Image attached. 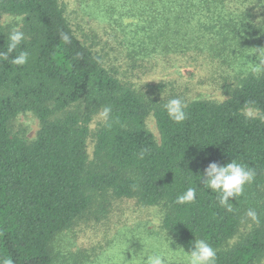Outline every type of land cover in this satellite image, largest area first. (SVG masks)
<instances>
[{
  "label": "trees",
  "instance_id": "obj_1",
  "mask_svg": "<svg viewBox=\"0 0 264 264\" xmlns=\"http://www.w3.org/2000/svg\"><path fill=\"white\" fill-rule=\"evenodd\" d=\"M232 2L244 1L101 5L110 35L93 46L75 34L60 0H0V14L22 17L25 39L12 56L29 53L23 66L13 65L11 57L0 59V259L53 264L55 236L87 213L105 212L109 196L161 205L163 229L186 252L197 238L218 249L217 264L264 258V71L243 69L247 47L252 50L258 41L246 25L248 13ZM11 29L0 24V52ZM203 54L238 68L222 102L187 101L168 82H143L137 75L160 60ZM170 98L185 101L184 122L169 119L163 105ZM246 102L260 116L245 114ZM108 106L111 119L95 132L89 160L88 124ZM25 112L39 121L31 140L11 125ZM149 115L159 141L146 126ZM233 159L256 176L230 198L229 208L203 188L199 176L210 162ZM188 187L196 188L195 201L178 205L176 197ZM250 209L255 221L247 216ZM244 221L252 226L230 244Z\"/></svg>",
  "mask_w": 264,
  "mask_h": 264
},
{
  "label": "rangeland",
  "instance_id": "obj_2",
  "mask_svg": "<svg viewBox=\"0 0 264 264\" xmlns=\"http://www.w3.org/2000/svg\"><path fill=\"white\" fill-rule=\"evenodd\" d=\"M124 1L60 0V3L75 34L83 42L93 46L97 43L99 46L105 43L110 35V29L107 28V22L100 12V6L112 4L116 9L118 7L122 9L120 3ZM243 1L232 2L231 6L239 7L240 10L248 13V23L245 24L251 26L252 30L249 29V31H253L254 40L258 41V46L252 50L249 51L247 47L249 58L245 60L247 63L243 69L249 70V65H255L258 62L256 56L258 57L264 46V0ZM130 20V18H124L123 21L127 23ZM0 24L11 28H21L22 17L1 13ZM116 48L111 51V54L119 50V47ZM226 53L230 54L229 51ZM220 61L219 58L211 59L204 54L199 55L196 60L188 56L174 57L168 63L165 59L160 60L152 70H147L143 74L139 71L137 75L143 82H168L170 87L177 93L183 94L187 101L202 99L222 102L228 98L223 92L224 87L235 81L233 74L239 71L234 72L238 70L237 67L232 69L222 65ZM243 112L246 114L245 110ZM252 115L260 116V113L252 109ZM93 117L88 124L89 160L92 158L94 134L102 124L94 123ZM11 125L13 130L30 140L35 137L39 129V121L31 112L19 114ZM146 126L156 141H159V133L152 115L146 118ZM103 205L105 212L102 214L87 213L85 218L77 220L70 228L55 236L53 264H131L127 261L133 255L129 249L139 253L143 249L142 243L146 240L149 248L158 250L163 248L166 232L162 227L164 209L161 205H143L136 198H113L112 196H109ZM251 223L244 221L238 233L230 240V244L243 236L252 226ZM169 238L173 241L170 244L173 250L181 247L172 237L169 236ZM176 264H181V261H176ZM256 264H264V258Z\"/></svg>",
  "mask_w": 264,
  "mask_h": 264
},
{
  "label": "clouds",
  "instance_id": "obj_3",
  "mask_svg": "<svg viewBox=\"0 0 264 264\" xmlns=\"http://www.w3.org/2000/svg\"><path fill=\"white\" fill-rule=\"evenodd\" d=\"M62 38L65 41L69 40L67 35ZM24 39V32L19 27H13L7 35L6 51L0 52V59L9 60V57H11L10 62L13 65H25L29 58L27 51H19L17 55L12 56ZM259 55L261 59L255 65H249L254 73L264 71V52L259 53ZM186 107L185 101L181 98H170L163 105L169 119L177 124L187 119ZM245 112L249 117L252 115L251 102H246ZM111 113L112 109L110 106L104 107L102 111L93 117V122L107 124L111 119ZM144 151L141 152V158L144 155ZM255 176L256 173L252 167L239 162L237 159H233L226 164H219L215 161L210 162L199 176V180H201L204 189H210L211 193L216 195V199L221 206L230 208V198L240 196L244 192L245 186L254 182ZM196 196V188L188 187L176 197L175 202L178 205L189 204L195 201ZM247 216L253 221L257 219L256 212L251 209L248 210ZM165 236L166 239L162 249L149 248L146 240L142 243L143 249L139 253L129 249L133 255L127 261H130L131 264H176V261H181V264H217L218 249L209 244L207 240L196 238L190 242V250L185 252L182 247L173 250L170 247L173 241L169 238L168 232ZM123 258L125 259L124 255ZM0 264H12V261L10 259H0Z\"/></svg>",
  "mask_w": 264,
  "mask_h": 264
}]
</instances>
